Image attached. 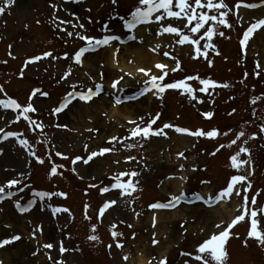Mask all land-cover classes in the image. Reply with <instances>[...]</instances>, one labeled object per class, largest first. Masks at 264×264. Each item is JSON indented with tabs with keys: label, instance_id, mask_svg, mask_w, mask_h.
<instances>
[{
	"label": "rangeland",
	"instance_id": "374dc122",
	"mask_svg": "<svg viewBox=\"0 0 264 264\" xmlns=\"http://www.w3.org/2000/svg\"><path fill=\"white\" fill-rule=\"evenodd\" d=\"M259 1L261 0H225L231 9L227 20L232 27L209 21L200 33L190 32L185 19L165 18L156 22L155 17L163 15V10L153 14L152 23L138 25L129 32L123 26L121 17L130 18L131 12L139 6V0H117L116 4L112 0H90L86 4L76 0H18L10 6L4 17L5 26L2 27L0 22V27L4 30L0 31V38L2 42L5 40L0 42V58L6 57V46L10 44L13 46L11 51L18 60L12 63V59L7 58V63H12L13 68L11 65H0V86H3L0 99L12 98L26 106L31 103L37 109L35 115H40L37 112L45 108L48 110L35 126L31 120L24 119L23 114H16L0 106V136L3 132L16 133L15 138L0 145V186H6L12 179L22 181L10 189L5 187L4 194L14 192L15 196L0 202V243L15 236L21 237L0 248V264H60L61 261L63 264H139L138 259L145 255L154 264L165 258L168 264H200L194 259L199 245L212 234L223 231L243 213V189H240L241 196L234 194L231 200L226 199L225 206L232 207L234 203H238L239 211L218 210L220 204L209 208L199 205L198 209L186 207L183 209V218L167 224L158 221L163 211L152 209L151 203L169 202L171 197L165 194L174 192L173 183L180 177L185 180L181 190L183 196L192 197L199 193L204 199H209L222 191L235 175L247 176L252 187L247 193L249 216L232 229L226 245L229 253L226 264H264V247L255 238L249 239L252 210L258 212V231L264 232V213H260L264 209V132L260 130L264 126V30H257L253 34L246 49L241 44L247 25L261 19L264 9L252 13L242 6L236 7L238 3ZM197 11L219 17V12L215 10L204 8ZM114 14L118 17H113ZM49 17H54V22L66 26L70 32L73 25H76L74 28L80 35L96 39L118 35L120 40L102 47L98 52L85 55L81 65L76 63L75 55L81 46H87V42L78 37L74 39V34L66 36L70 37L66 42V33L51 26ZM60 21L65 23L61 24ZM81 24L83 28L79 27ZM194 24L195 22L192 26ZM168 25L180 28L192 39L203 36L200 46L202 51H208V60L202 56L195 58V45L178 44L179 37L175 34L159 35V29ZM213 25L217 28V34L211 41L215 50L205 49L204 45L209 41L204 33ZM219 32L224 35L220 36ZM128 35L136 38L133 42L123 44L121 41ZM78 41H81L80 44L76 43ZM131 44L143 48L149 55V62L154 59L156 63L169 66L165 69L169 73L165 84L186 80L197 89V99L192 100L190 95L182 94V89H169L160 94L163 97L161 99L156 90H152L140 102L118 105L122 108L127 104L130 110L133 109L136 124L113 116L110 111L113 101L135 95L146 86L149 79L146 76H138L136 79L121 71L120 57ZM157 45L160 47L152 51ZM117 49L119 58L115 62L116 67L111 69L107 58L112 50L116 52ZM165 52L170 55L165 56ZM47 53L64 54L57 61L55 56V64L52 59L43 61L40 65L29 68L24 80L18 79V73L25 71L22 68V58L45 56ZM95 55L100 56L90 58ZM171 57H175V61ZM125 58L128 66L136 65L131 59L129 63V56ZM209 61L212 62L211 66ZM177 64L179 70L171 71V67ZM155 65L149 69H152L153 75L160 76L162 72ZM69 72L71 75L67 78L66 88L95 91L96 86L104 84L106 93L101 97L103 101L96 98L83 106L77 103L64 117H52L51 111L60 106L59 100L70 94L68 89L66 91L63 88L64 79H61V76H66ZM121 76V83L113 89L112 84ZM195 76L229 86L210 87L207 92H201L199 89L203 85L199 80L187 79ZM108 85L111 88H107ZM38 86L48 92L52 99L46 100L41 95L29 98L32 88ZM253 99L255 103L252 102ZM208 112L213 113L211 119L205 116ZM56 113L55 111L54 114ZM74 115L76 119H73ZM157 116L159 119L153 125L156 130L163 128L165 124H172L191 131L203 129L207 132L216 129L221 135L214 139L197 138L177 133L174 128H165L166 136L125 140V137L131 136V130L137 124L147 126ZM37 125H41L43 131ZM5 128L6 131L3 130ZM241 131L245 133L243 137L239 136ZM224 132L228 134L224 135ZM114 137H119L124 142L110 143ZM20 139L26 140L28 146H21ZM233 140L237 141L236 144H232ZM130 145L136 146L129 147ZM105 148H112L113 151L84 163L92 153ZM242 148L248 149V152L241 153L239 159L249 163L241 169L231 167V157ZM50 149L53 153V167L67 166L70 162L69 171H64L61 167L57 168V175H50ZM33 152L36 153L35 156L32 155ZM56 153L61 155L57 156ZM179 153H184V156L180 157ZM129 157L135 159L129 161ZM37 158L46 160L45 167H40L41 163H36L39 166H35ZM77 158H83L82 162L72 163ZM131 172L138 175L135 178L121 175ZM117 179L123 183L132 180L133 184L139 181L135 194L124 196L121 195L122 190H118L107 197L100 196V190L92 189L94 187L88 189L91 185L108 186L110 182H117ZM236 187L240 188L239 185ZM33 190L46 191L52 194L51 198L38 199L31 196ZM58 193H65L66 196L57 195ZM29 199L35 201L34 205L29 211L20 213L16 204L23 205ZM253 199L256 200L255 204L252 203ZM111 200L117 201L110 214L111 219H103L98 223L101 210L99 205ZM86 205L90 206L87 210L90 219L86 218L84 212ZM55 206L69 211L53 214ZM214 210L218 212L210 213ZM211 214L212 219H208ZM216 224H221L222 227L217 229ZM93 226L97 229L95 233L91 231ZM38 227L42 231L36 230ZM112 231L122 235L114 238ZM92 234L97 235L99 240H90L89 236ZM154 237L159 241L158 244L153 243ZM117 242L124 247H117ZM49 243L53 244V248L44 247ZM61 246L67 251L61 253ZM125 256L128 257L127 260L124 259Z\"/></svg>",
	"mask_w": 264,
	"mask_h": 264
},
{
	"label": "snow or ice",
	"instance_id": "6c2138e0",
	"mask_svg": "<svg viewBox=\"0 0 264 264\" xmlns=\"http://www.w3.org/2000/svg\"><path fill=\"white\" fill-rule=\"evenodd\" d=\"M3 2L4 0H0V4H3ZM76 2H79V0H76ZM112 2L113 4H116L117 0H112ZM7 3L10 6L11 4L14 3V0H7ZM241 6L246 7V8H257V7H261L264 5H258V4L241 5L239 3L236 5L237 8H240ZM204 8H207L209 11L215 10L216 12H219V17L216 15H208L203 11H199V12L197 11L198 9H204ZM174 9H178V10H174ZM161 10H163V15H157L155 17L156 22L162 21L165 18H176L178 20L185 19L187 22L189 31L192 33H200L201 29H204L205 25H207L209 21H215L216 23L220 25H225L228 28L232 27V24L228 23V20H227L228 12L231 11V9L225 3V0H175V3H174V0H139V6H137L134 9V11L131 12L130 18L125 19L121 17V19L123 20V26L126 27L129 30V32H131L132 30L137 28L138 25L152 23L153 14L160 13ZM4 12H5V8L3 6H0V15H3ZM193 22H195L194 26H192ZM60 23L63 24L65 23V21H60ZM68 23H71V21H69ZM73 26L76 27V25H73ZM79 27L83 28L84 26L81 24L79 25ZM260 28H264V20H259L256 23L251 24V26L244 33L243 39L241 40V44L244 46L245 49L248 46V42L250 38ZM105 30H107V26H105ZM164 33L175 34L176 36H178L179 39L177 40V43L180 45H184L186 43L190 45H195V54H196L195 58L199 59L202 56L205 60H208V57H209L208 51H202L201 46H200V39H202L203 36L198 37L196 39H192L190 38L189 35L184 34L180 28L174 27L172 25L161 27L159 29V33H158L159 35H163ZM216 34H217V28L215 27V25L205 30L204 35H206L207 40L209 41V43L204 45L205 49L215 50V46L211 43V41ZM68 35L71 36L72 33H68ZM219 35L223 36L224 33L219 32ZM78 38L87 42V46L83 47L78 52V54L75 55L76 63L81 64V65L83 63L82 57H84L87 53L95 52L99 47L109 46L112 44L113 41L120 40V37L118 35H106L102 39L90 38L85 35H80ZM130 38L135 39L136 37L133 35ZM159 47L160 46L157 45V48L152 49V51H156ZM118 52H119V49L116 50L117 54ZM217 54L219 53L217 52ZM9 55H11V52L9 53ZM164 55L169 56L170 54L168 52H165ZM46 56H52V53H47ZM39 59L41 58L40 57L36 58V60H39ZM171 59L175 61L176 58L171 57ZM34 62L35 60L29 61V63H34ZM211 63L212 62L209 61L210 66H211ZM168 67H169L168 65H165L162 63H157L155 65V68L160 69L162 72L160 76L153 75L152 69H145V68L138 69L139 73H142L144 76L149 77L146 83L150 85V87L145 88L141 94H144L145 92H151L152 90H156V94L160 96L161 99H163L162 95L160 94L165 93L167 90L169 89L181 90L182 89L183 90L182 94H188L190 95L192 100H196L197 96L195 93L197 89L190 86L186 80L173 82V83H167V84L164 83L165 78L169 74L168 71L165 70ZM257 67H259V63H257ZM178 70H179L178 64L171 67V71L173 72L178 71ZM121 71L123 70L121 69ZM69 75H71V72H69L64 77V79H67ZM126 75L131 76L132 74L126 73ZM257 75H259V73H257ZM122 79H123V76H121L120 79L115 80L114 83L112 84V88L116 89L117 86L121 83ZM187 79L188 80H199L200 84L203 85V87L199 89V91L201 92H207L210 87L216 88V87H228L229 86L227 84L218 85L215 81L208 80V79H201L198 76L188 77ZM2 89H3V86H0V91H2ZM98 89L99 90L97 91H93L89 89L86 94L84 93L79 94L78 96L79 100L85 101V102H91L94 97H98L101 94V91L103 90V85H99ZM37 92H40V90L39 89L35 90L32 93V98H35ZM41 94L44 96L48 95V93H41ZM74 95L75 94L70 93L67 97H65L63 103L55 111L59 113L67 109L68 106L73 103ZM252 102L255 103L256 102L255 99H253ZM116 103L119 104L120 100L117 99ZM0 106H2L5 109H14L17 113L22 112L24 114L33 113L37 111V109L31 103H29L26 107H22L15 99H12V98L0 99ZM205 116L206 118L211 119L213 116V113L211 112L205 113ZM24 119L27 120L29 118L27 115H24ZM158 119H159V116L152 119L147 124V126H144V127H141L140 125L137 124V126L131 130V136L125 137V140L134 139L136 137H140L143 140H147V139H150L152 136H162V135L166 136L167 133L164 132L165 128H169V129L174 128V130L177 133L187 134L189 136H193L197 138L206 137L209 139H214L221 135V132L216 129L207 131V132L203 129L191 131L189 129H185L181 127H174L172 124H165L163 128H160L158 130L153 129V125L156 124ZM129 123L136 124V121H129ZM37 127H40L41 131H43V128L41 125H37ZM260 130L264 132V126H262ZM223 134L227 135L228 133L224 132ZM244 135L245 133L243 131L239 133L240 137H243ZM13 136H16V134L9 132L4 136V139L6 140L9 137H13ZM117 141H119L120 143L124 142L123 140H120L119 137H114L112 141H110V143L114 144ZM236 142H237L236 140H233L232 144H236ZM19 143L21 146H28V142L26 140L20 139ZM135 146L136 145H130L129 147H135ZM140 146L143 147V144H141ZM221 147H224V146L221 145ZM228 147H231V145H228ZM112 151H113L112 148H105V149L100 150L99 152L92 153L88 157V159L84 160V163H89L93 158L98 157V156H103L106 153H110ZM243 152H248V149L242 148L240 152H237L236 155H233L231 157V167L236 168V169H241L244 165H247L249 163V161L247 160L241 161L239 159L241 153ZM32 155L35 156L36 153L33 152ZM56 155L59 156L61 155V153H56ZM213 155H215V153H213ZM249 155H250V152H249ZM179 156L183 157L184 153H179ZM80 159H83V158H77V160H80ZM134 159L135 157H129V161L134 160ZM38 162L41 164L44 163V161L39 158H38ZM117 163H119V161H117ZM50 175L51 176L57 175V168L55 166L51 168ZM121 175L122 176L130 175L132 178H135L138 175V173L131 172V173H123ZM113 179H116V178H113ZM179 179L184 180V177H180ZM245 181H247V184H245ZM19 183H22V181L17 180V179L10 180L6 186H0V194L5 193V187L10 189L13 186L18 185ZM138 183L139 181L136 182V184ZM136 184H133L132 180H129L127 183H123L119 179H117V182L113 185V187L115 189L122 190L121 195L129 196L137 190ZM237 185H239L240 188H237L236 187ZM92 187H95V185H93ZM251 187H252L251 181L249 180L247 176L235 175L231 178L230 183L222 191H220L217 194L214 202L219 203L220 201L225 200V199L231 200L234 194L236 196H241L242 193L240 189L242 188L244 192L243 203L241 205V207L243 208V213L237 216L234 220H232V222L228 225V227L225 228L223 231H220L218 234L217 233L212 234L209 239H207L202 244H200L196 250L197 255H195L194 257L195 261L200 262V264H226V261L229 258V253L226 249V245L230 239V234L232 233V229L235 228L241 222L245 221L246 217L249 216V196L247 195V193L251 191ZM110 190H111L110 188L105 187L102 189V193H107ZM7 195L11 197V196H14L15 193L8 192ZM33 195L43 199L44 197L51 198L52 194L47 193V192H35L33 193ZM57 195L66 196L65 193H58ZM257 196H259V193H257ZM182 198H183V194L173 195L171 196V199L168 203H153L150 207L152 209L173 208L177 206V204L181 201ZM198 198L203 199V197H198ZM34 203L35 201H31L29 202L27 206H23L17 203L16 207L18 208L20 212L23 213V212L29 211V209ZM116 203H117L116 200H111L107 202L100 210L99 216L102 218L104 216V213L108 209L113 207ZM132 203H134V201H132ZM208 203L210 204L213 203V198L210 197L208 200ZM252 203L255 204L256 200L253 199ZM88 207L90 206H86V218L90 219V217L87 216ZM237 210L239 211L240 209L238 208ZM68 211L69 210L66 208H53L52 209L53 214L60 213V212H68ZM260 213H264V209H261ZM250 215H251V228L249 232V239L255 238L258 244L264 247V232L258 231V220H257L258 212L256 210H252ZM153 226L155 227V223ZM215 227L217 229H220L222 225L216 224ZM36 230L42 231V228L38 227ZM96 230H97L96 227L93 226L91 231L92 233H95ZM33 234H35V231ZM120 235H122V233L112 231V236L114 238ZM19 239H21L20 236H15L11 240H5L2 243H0V248H3L6 245L11 244L14 241L19 240ZM89 239L92 241H98L99 237L95 234H92L89 236ZM153 243L158 244L159 241H157L154 237ZM245 243L247 244V241ZM44 247L51 249L53 248V244L51 243L45 244ZM117 247L122 249L124 245L117 242ZM109 248H111V245H109ZM66 251L67 249L61 246L60 252L63 253ZM182 255H191V254L182 253ZM49 259H51V256L49 257ZM124 259L127 260L128 257L125 256ZM60 264H63V262L61 261ZM149 264H151V262H149ZM160 264H168L167 259L165 258L163 261L160 262Z\"/></svg>",
	"mask_w": 264,
	"mask_h": 264
},
{
	"label": "bare ground",
	"instance_id": "6f19581e",
	"mask_svg": "<svg viewBox=\"0 0 264 264\" xmlns=\"http://www.w3.org/2000/svg\"><path fill=\"white\" fill-rule=\"evenodd\" d=\"M25 7L27 6L24 5ZM100 56V55H98ZM98 56H91L90 58H96ZM126 56H129V63H130V59L132 60L133 63H135L136 65L135 66H128L127 64V60H126ZM149 55L145 52V50L141 47H137L136 45H129L128 47L125 48V54L122 56V58L120 57L121 59V67L122 69H125L128 73H131L132 75H143L142 73H139L138 72V69L140 68H145V69H149L151 68L152 66H154V64H157L156 61H153L152 62H149ZM152 60V59H151ZM150 60V61H151ZM117 61V57H116V53L114 50L111 51V54L110 56L107 58V63L109 64L110 68L111 69H114L116 67V62ZM132 63V64H133ZM100 100H102L100 98ZM103 101V100H102ZM106 102V101H105ZM101 105L103 103H100ZM75 105V104H74ZM138 105H142V104H138ZM81 106V105H80ZM112 106V105H111ZM73 106H71L69 108V110L67 112H65V114H63V117L65 115H67V113L71 110ZM130 106L128 105H125V106H122V108H119L118 106L116 105H113L111 108H110V111L111 113L113 114V116H116V117H121L123 118L124 120H134V112H133V109L130 110L129 109ZM149 110V109H148ZM81 114V113H80ZM77 115V114H76ZM76 119L77 117H75V115L73 116V119ZM97 170V169H96ZM183 180H178V181H175L173 183V189H175V192L174 194H177L181 188L183 187L184 183ZM226 205V200H223L219 206V209L218 210H225V211H230V212H235L238 208H239V204L238 203H234L231 206H225ZM194 208H197L198 207H194ZM189 210V209H188ZM183 208L181 209H178L174 212H164V213H161L160 216H159V221L163 224H167V223H171V221H178L180 220L181 218H183ZM111 212H108L107 216H106V220L109 221L111 219ZM213 212H218L217 210H214V211H211L210 213H213ZM213 215L211 214L210 216H208V219H212ZM222 221H224V219H221ZM160 235H161V232H159ZM164 255V254H163ZM162 255V256H163ZM138 262L139 264H149L150 262V259L148 257L145 256H142L138 259Z\"/></svg>",
	"mask_w": 264,
	"mask_h": 264
}]
</instances>
